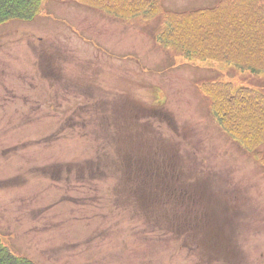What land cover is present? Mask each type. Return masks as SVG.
Masks as SVG:
<instances>
[{
  "label": "rangeland",
  "instance_id": "rangeland-1",
  "mask_svg": "<svg viewBox=\"0 0 264 264\" xmlns=\"http://www.w3.org/2000/svg\"><path fill=\"white\" fill-rule=\"evenodd\" d=\"M157 1L144 19L120 1L105 15L48 0L0 27V241L13 255L264 264V0ZM218 32L217 50L197 47ZM213 84L254 93L246 114L218 108L226 128Z\"/></svg>",
  "mask_w": 264,
  "mask_h": 264
},
{
  "label": "trees",
  "instance_id": "trees-1",
  "mask_svg": "<svg viewBox=\"0 0 264 264\" xmlns=\"http://www.w3.org/2000/svg\"><path fill=\"white\" fill-rule=\"evenodd\" d=\"M48 0H0V26L8 24L9 22L15 21V20H23V21H31L34 20L39 14H42L45 5ZM119 1L122 3L121 9L126 10L127 12H132L137 15H141L144 19H149V18H155L157 17V14H160L159 11H157L154 7L153 2H156L157 0H140L144 8L142 10L140 9H134V5L137 1L139 0H131V5L129 6L128 0H73V2H76L80 5L86 6V7H95L102 9L104 13L106 14H116L114 13L118 6H119ZM158 2V1H157ZM183 16H181L178 20V26L181 24V22L184 21L185 15L189 14L188 13H182ZM194 14H201L200 12L194 13ZM118 15V14H116ZM135 16V15H134ZM164 16L170 17L171 15L165 13ZM122 18V17H120ZM225 20H230L228 19V16L225 17ZM261 22L264 23L262 18H260ZM232 21L239 23V28L237 31H242L247 34V29L245 28V21L242 18H236L235 16L232 17ZM181 26V25H180ZM189 28L194 29V26H189ZM160 31H163L160 39L161 41L165 44V40H163L164 35L170 36L176 31V26L175 25H167L164 24V27L161 28ZM219 33V32H218ZM221 37L222 34L219 33V38L218 39H211L208 38L206 41H201L200 39H196L195 43L199 49H201L205 44H208L210 49L212 50H217L218 49V44L220 43L221 46ZM237 37L234 33H231L229 35V38L231 39V48H235L234 44V39ZM173 42L169 41L168 45L172 46ZM185 49V48H183ZM186 50V49H185ZM209 51V50H208ZM207 53L203 57V60H208L209 58L207 57ZM183 55L187 58V60L191 59V56L194 55L193 52L187 51L183 52ZM253 61V60H252ZM252 63V62H251ZM251 63H245L247 65ZM240 70H246L242 66L240 67ZM48 72V70H47ZM53 78H59L63 80H68L60 75H56ZM47 79H51L48 77H44V80L46 81ZM217 88L218 92H222L221 94H217L215 97H213V90L214 88ZM231 85L227 87V85H218V84H213L207 87H204L203 90L204 92L209 95V98H211L214 102L213 105V111H215L217 117L219 118L220 123L223 125V122L221 121V118L219 116V111L218 108L222 106L226 110V115H229L233 112L236 113H242L246 114L251 108H252V102L253 99L251 98L250 94H254L253 91H250L248 89H240L236 94L231 92V95L227 90H231ZM251 89V88H250ZM63 89H59V91H62ZM253 90V89H252ZM224 126V125H223ZM225 127V126H224ZM226 128V127H225ZM263 143V142H262ZM262 143H251L250 146L255 148ZM245 147L248 149L247 145L245 144ZM256 150V149H255ZM199 217L197 213L193 216L192 220H198ZM202 221L204 223H209L210 218H202ZM0 264H31L28 260L26 259H21L15 255H13L8 248L0 241Z\"/></svg>",
  "mask_w": 264,
  "mask_h": 264
},
{
  "label": "crops",
  "instance_id": "crops-1",
  "mask_svg": "<svg viewBox=\"0 0 264 264\" xmlns=\"http://www.w3.org/2000/svg\"><path fill=\"white\" fill-rule=\"evenodd\" d=\"M188 1L189 2H193L194 5L199 4L198 6H200V7L208 6V5L211 4V3L206 4L207 3V0H188Z\"/></svg>",
  "mask_w": 264,
  "mask_h": 264
}]
</instances>
